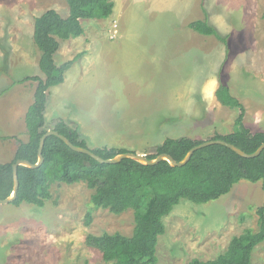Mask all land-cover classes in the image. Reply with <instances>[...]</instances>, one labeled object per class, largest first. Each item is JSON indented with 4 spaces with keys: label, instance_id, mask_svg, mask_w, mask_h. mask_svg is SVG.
<instances>
[{
    "label": "rangeland",
    "instance_id": "obj_1",
    "mask_svg": "<svg viewBox=\"0 0 264 264\" xmlns=\"http://www.w3.org/2000/svg\"><path fill=\"white\" fill-rule=\"evenodd\" d=\"M113 1L110 17L83 19V35L61 40L56 63L76 60L64 82L48 90V127L64 120L90 148L151 154L170 136L209 140L232 132L240 110L229 105L227 86L246 106V125L264 130V0ZM52 8L69 14L66 0H0V163L28 140L26 112L38 82L19 81L44 76L34 22ZM198 19L228 44L189 28ZM51 192L42 207L0 204V264H110L86 237L131 235L134 210L100 207L87 225L94 190L86 182L54 183ZM263 200L261 181L247 180L204 204L182 199L164 218L157 264L217 257L233 236L258 228ZM252 264H264V243Z\"/></svg>",
    "mask_w": 264,
    "mask_h": 264
},
{
    "label": "trees",
    "instance_id": "obj_2",
    "mask_svg": "<svg viewBox=\"0 0 264 264\" xmlns=\"http://www.w3.org/2000/svg\"><path fill=\"white\" fill-rule=\"evenodd\" d=\"M66 2L69 4L66 17L52 8L35 18L33 38L40 51L39 67L44 76L33 75L19 81L36 80L38 83L34 101L26 112L28 140L20 142L11 161L0 163L1 198H7L13 191V164L18 159L37 162L41 137L51 129L45 117L48 90L64 82L66 71L76 60L74 58L60 65L56 63L55 54L61 40L83 35V19H106L113 14L116 5L113 0ZM189 28L203 35H214L228 44L227 38L206 19L190 22ZM224 89L229 105L240 111L232 132L216 134L211 139H224L252 153L264 143V130L254 132L246 125V106L232 95L227 86ZM52 129L67 136L74 144L90 148L79 128L70 126L66 121H58ZM203 141L190 136H170L157 144L155 153L146 155L155 158L161 153H168L180 161L192 147ZM45 144L44 162L39 167H18L20 186L12 203L42 207L52 198L54 183L83 181L94 190L93 209L87 213V225L92 222L94 209L108 208L116 214L133 209L135 227L131 235L104 232L100 235L89 233L86 237L87 245L98 249L110 264H157L159 237L166 232L164 218L182 199L204 204L227 194L241 180L261 181L264 194V149L258 156L247 158L225 145L212 143L196 150L184 166H172L167 160L145 165L132 158H124L115 164L101 163L86 153L73 150L57 135L48 136ZM90 149L105 159L122 152H136L115 146ZM257 214V229L247 228L233 236L228 248L213 259L193 258L186 264H252L254 249L264 243V200L257 208Z\"/></svg>",
    "mask_w": 264,
    "mask_h": 264
},
{
    "label": "water",
    "instance_id": "obj_3",
    "mask_svg": "<svg viewBox=\"0 0 264 264\" xmlns=\"http://www.w3.org/2000/svg\"><path fill=\"white\" fill-rule=\"evenodd\" d=\"M50 135H57L62 140L67 142V145L70 148H72L73 150H75L77 152L86 153L101 163H111V164L119 163L124 158H132V159H135V160H137L140 163H143L145 165H155V164H158L159 162H161L163 160H167V161H169V163L172 166H184L185 164H187L189 162V160L191 159L192 155L194 154V152L196 150L203 148L205 146L212 145V143L225 145V146L231 148L232 150H234L235 152H237L238 154H240L241 156L247 157V158H253V157L258 156L262 152V150L264 149V143H262L256 151H254L252 153H248V152L242 150L240 147L236 146L235 144L228 142L224 139H209V140H204L203 142L192 147L187 152L185 157L180 161H177L173 156H171L168 153H161L158 156H156L155 158H149L146 154L139 153V152H132V151L122 152V153H119L112 158L105 159V158L101 157L100 155H98L97 153H95L94 151H92L88 147H82V146H79L78 144L77 145L74 144V142H72L67 136H65L64 134H61L57 130L48 129L42 135L41 140H40L41 145H39V149H38V161L33 163V162L26 160V159H18L13 164L14 188H13L12 193L7 198H1L0 197V204L12 203L17 198L18 189L20 186V180H19V176H18V167L20 165H24V166H27L30 168H37L44 162L43 149H44V145H46L45 140Z\"/></svg>",
    "mask_w": 264,
    "mask_h": 264
},
{
    "label": "built area",
    "instance_id": "obj_4",
    "mask_svg": "<svg viewBox=\"0 0 264 264\" xmlns=\"http://www.w3.org/2000/svg\"><path fill=\"white\" fill-rule=\"evenodd\" d=\"M118 33V26L117 23L113 24V36Z\"/></svg>",
    "mask_w": 264,
    "mask_h": 264
},
{
    "label": "crops",
    "instance_id": "obj_5",
    "mask_svg": "<svg viewBox=\"0 0 264 264\" xmlns=\"http://www.w3.org/2000/svg\"><path fill=\"white\" fill-rule=\"evenodd\" d=\"M107 19V18H106ZM69 40V39H68Z\"/></svg>",
    "mask_w": 264,
    "mask_h": 264
}]
</instances>
